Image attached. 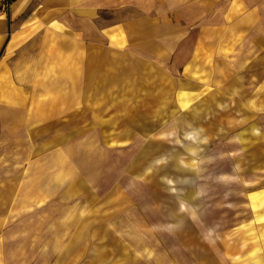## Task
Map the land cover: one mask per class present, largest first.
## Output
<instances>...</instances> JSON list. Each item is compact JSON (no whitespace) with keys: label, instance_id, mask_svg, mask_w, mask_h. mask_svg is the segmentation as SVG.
Segmentation results:
<instances>
[{"label":"rangeland","instance_id":"obj_1","mask_svg":"<svg viewBox=\"0 0 264 264\" xmlns=\"http://www.w3.org/2000/svg\"><path fill=\"white\" fill-rule=\"evenodd\" d=\"M160 1L0 103V264H264V0Z\"/></svg>","mask_w":264,"mask_h":264},{"label":"crops","instance_id":"obj_2","mask_svg":"<svg viewBox=\"0 0 264 264\" xmlns=\"http://www.w3.org/2000/svg\"><path fill=\"white\" fill-rule=\"evenodd\" d=\"M123 1L0 0V103L24 118L31 102L25 89L36 81L39 61L51 41L80 39L93 31L108 41L109 49L121 39L122 28L129 34L138 22V10L148 13L159 0Z\"/></svg>","mask_w":264,"mask_h":264},{"label":"bare ground","instance_id":"obj_3","mask_svg":"<svg viewBox=\"0 0 264 264\" xmlns=\"http://www.w3.org/2000/svg\"><path fill=\"white\" fill-rule=\"evenodd\" d=\"M249 134H251L252 136H255V137L262 135L261 131L259 130V128L257 126H251ZM261 193H262L261 191L257 192V193H252L249 196V198L252 199L254 211L259 210L260 207H261L260 206V204H262L261 200H260V199H262ZM261 219H262V216L261 215H257L256 222H260ZM226 247L230 251V253H233V250L229 247L228 244L226 245Z\"/></svg>","mask_w":264,"mask_h":264}]
</instances>
